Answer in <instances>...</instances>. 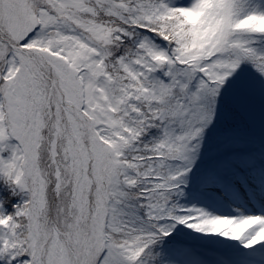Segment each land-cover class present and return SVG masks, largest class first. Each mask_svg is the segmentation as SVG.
<instances>
[{"label": "snow or ice", "instance_id": "obj_1", "mask_svg": "<svg viewBox=\"0 0 264 264\" xmlns=\"http://www.w3.org/2000/svg\"><path fill=\"white\" fill-rule=\"evenodd\" d=\"M0 264H264V0H0Z\"/></svg>", "mask_w": 264, "mask_h": 264}]
</instances>
